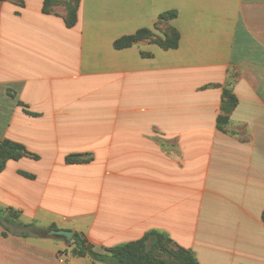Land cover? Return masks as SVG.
<instances>
[{
	"label": "crops",
	"instance_id": "1",
	"mask_svg": "<svg viewBox=\"0 0 264 264\" xmlns=\"http://www.w3.org/2000/svg\"><path fill=\"white\" fill-rule=\"evenodd\" d=\"M44 1L0 0V143L30 153L0 171V207L39 229L0 224V264H111L51 229L99 253L157 230L200 264H264V0H80L72 27ZM170 11L176 48L115 46L164 37Z\"/></svg>",
	"mask_w": 264,
	"mask_h": 264
},
{
	"label": "trees",
	"instance_id": "2",
	"mask_svg": "<svg viewBox=\"0 0 264 264\" xmlns=\"http://www.w3.org/2000/svg\"><path fill=\"white\" fill-rule=\"evenodd\" d=\"M15 1L19 5H23L24 3L23 0ZM58 1L59 0H45L43 11L46 13L55 12L54 5H56ZM79 6L80 0H66L63 4L65 10L63 15L67 25L70 27L74 26L77 22ZM176 16L177 13L175 11L163 13L159 16V21L156 23L155 27L163 32L164 37L157 36L152 29L143 28L138 30L134 35L118 39L115 42V46L117 48H123L129 46L136 40L148 39L158 42L165 48H176L180 39L179 32L176 28L166 23L167 19H172ZM225 97L229 108L236 106L238 102L237 97L230 91L225 92ZM227 119V116H220L219 123H224ZM27 155H30V153L23 144L8 139L4 140L0 143V171L5 168L6 162L9 159H18ZM86 160L87 158H82L80 156L69 155L67 157L69 163ZM23 174L25 175V173ZM5 213L7 212L0 207V224H2L5 229H11L10 226L22 228V231L19 233L24 236L29 234L25 232V229L39 230L34 224L17 222L15 211L9 212L11 217L5 215ZM6 234L7 232L5 231L4 235ZM170 243L173 245V250L170 251L172 254L168 259H165L159 255V252L165 250L167 244ZM69 247H71L70 251L73 256L83 257L91 255L95 260L107 261L111 264H200L191 251L174 244L170 237L157 230L147 232L140 239L106 248V252L104 253L93 250L83 234L74 232Z\"/></svg>",
	"mask_w": 264,
	"mask_h": 264
},
{
	"label": "water",
	"instance_id": "3",
	"mask_svg": "<svg viewBox=\"0 0 264 264\" xmlns=\"http://www.w3.org/2000/svg\"><path fill=\"white\" fill-rule=\"evenodd\" d=\"M49 236H54L58 238L64 239L67 243H69L73 236V231L66 229H51L47 233Z\"/></svg>",
	"mask_w": 264,
	"mask_h": 264
},
{
	"label": "rangeland",
	"instance_id": "4",
	"mask_svg": "<svg viewBox=\"0 0 264 264\" xmlns=\"http://www.w3.org/2000/svg\"><path fill=\"white\" fill-rule=\"evenodd\" d=\"M66 2V0H59L58 3L56 5H54V9L55 10H63V12H65L63 4ZM8 216H10V213H8ZM173 250V245L167 244V247L165 250L160 251L159 255L165 259H168L172 253H170V251Z\"/></svg>",
	"mask_w": 264,
	"mask_h": 264
}]
</instances>
